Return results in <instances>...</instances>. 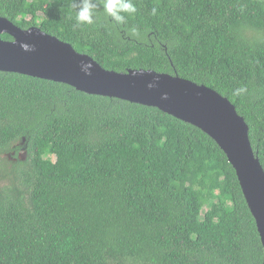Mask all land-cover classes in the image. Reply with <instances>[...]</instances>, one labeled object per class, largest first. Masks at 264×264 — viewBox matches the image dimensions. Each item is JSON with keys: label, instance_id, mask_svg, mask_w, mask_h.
I'll list each match as a JSON object with an SVG mask.
<instances>
[{"label": "trees", "instance_id": "16d2710c", "mask_svg": "<svg viewBox=\"0 0 264 264\" xmlns=\"http://www.w3.org/2000/svg\"><path fill=\"white\" fill-rule=\"evenodd\" d=\"M132 2L124 23L101 6L93 24L78 25L74 0H0V16L40 27L103 68L214 89L244 118L264 168V0ZM238 87L247 89L239 97ZM263 257L235 170L200 128L153 106L0 71V264Z\"/></svg>", "mask_w": 264, "mask_h": 264}, {"label": "water", "instance_id": "95a60500", "mask_svg": "<svg viewBox=\"0 0 264 264\" xmlns=\"http://www.w3.org/2000/svg\"><path fill=\"white\" fill-rule=\"evenodd\" d=\"M2 33L12 38L4 39ZM0 71L153 106L200 128L216 141L234 168L264 249V168L251 145L248 125L226 97L178 75L143 68H103L88 54L40 27L24 29L5 16H0Z\"/></svg>", "mask_w": 264, "mask_h": 264}, {"label": "clouds", "instance_id": "9594fccd", "mask_svg": "<svg viewBox=\"0 0 264 264\" xmlns=\"http://www.w3.org/2000/svg\"><path fill=\"white\" fill-rule=\"evenodd\" d=\"M74 8L76 10V22L78 25H91L94 23V18L98 7H103L105 12L114 19L117 23L125 22V15L135 14L136 6L132 0H74ZM157 9L152 8V14H156ZM135 32V29L132 30ZM245 87H238L233 90L234 96H241L246 93ZM257 228V227H256Z\"/></svg>", "mask_w": 264, "mask_h": 264}]
</instances>
